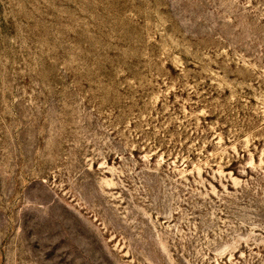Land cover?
<instances>
[{
  "label": "rangeland",
  "instance_id": "obj_1",
  "mask_svg": "<svg viewBox=\"0 0 264 264\" xmlns=\"http://www.w3.org/2000/svg\"><path fill=\"white\" fill-rule=\"evenodd\" d=\"M0 264H264V0H0Z\"/></svg>",
  "mask_w": 264,
  "mask_h": 264
}]
</instances>
